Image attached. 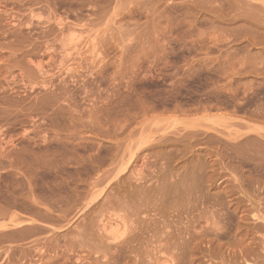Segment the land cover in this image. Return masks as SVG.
Listing matches in <instances>:
<instances>
[{"label":"rangeland","instance_id":"rangeland-1","mask_svg":"<svg viewBox=\"0 0 264 264\" xmlns=\"http://www.w3.org/2000/svg\"><path fill=\"white\" fill-rule=\"evenodd\" d=\"M0 66V264H264V0H0Z\"/></svg>","mask_w":264,"mask_h":264},{"label":"bare ground","instance_id":"bare-ground-1","mask_svg":"<svg viewBox=\"0 0 264 264\" xmlns=\"http://www.w3.org/2000/svg\"><path fill=\"white\" fill-rule=\"evenodd\" d=\"M9 64V63H8ZM2 66V65H1ZM0 66V69L1 68H3V67H5V66H3V67H1ZM8 67V66H7ZM9 68V67H8ZM8 68H6L5 67V69H7L8 70ZM10 69V68H9ZM3 70V69H2ZM8 72V71H7ZM27 76V75H26ZM24 79V78H23ZM28 79V78H27ZM13 82V81H12ZM11 82V83H12ZM23 82V81H22ZM24 84V83H23ZM23 86H26V84L25 85H23ZM186 188V187H185ZM159 190V189H158ZM162 191V190H161ZM164 191V190H163ZM160 193V192H159ZM165 194V193H164ZM157 196V195H156ZM163 200V199H162ZM162 200H161V202H162ZM169 201V200H168ZM143 202V201H142ZM127 204V203H126ZM135 203H133V205H134ZM165 204V203H164ZM128 205V204H127ZM138 205V204H137ZM145 205V204H144ZM167 205V204H166ZM137 207V206H136ZM192 207H193V205H192ZM134 214V213H133ZM187 215V214H186ZM164 216V215H163ZM167 216V215H166ZM173 216V215H172ZM187 217V216H186ZM189 218V217H188ZM199 218V217H198ZM166 221V220H165ZM109 222V221H108ZM264 222V221H263ZM214 223V222H213ZM166 224V223H165ZM164 224V225H165ZM192 224V223H191ZM108 225V224H107ZM167 226V225H166ZM169 226V225H168ZM118 227V226H117ZM215 227V226H214ZM219 227V226H218ZM143 228V227H142ZM152 229V228H151ZM164 229V228H163ZM188 229V228H187ZM217 229V228H216ZM221 229V228H220ZM112 230H113V228H112ZM211 230V229H210ZM109 231H111V230H109ZM116 231V230H115ZM143 231H144V229H143ZM157 231V230H156ZM214 231V230H213ZM140 232V231H139ZM161 232V231H160ZM159 232V233H160ZM148 233V232H147ZM110 234V233H109ZM122 234V233H121ZM124 234V233H123ZM182 234V233H181ZM156 235V234H155ZM173 235V234H172ZM179 235V234H178ZM187 235V234H186ZM103 236V235H102ZM108 237V236H107ZM119 237H120V235H119ZM194 237V236H193ZM159 238V237H158ZM175 238V237H174ZM182 238V237H181ZM115 239V238H114ZM120 239V238H119ZM168 239V238H167ZM188 240V239H187ZM144 241V240H143ZM115 242V241H114ZM174 243V242H173ZM103 244V243H102ZM108 244V243H107ZM176 244V243H175ZM101 249V248H100ZM217 250V249H216ZM245 250V249H244ZM247 251V250H246ZM262 253H264V252H262ZM234 256V255H233ZM264 258V257H263ZM77 260V259H76ZM225 261V260H224ZM227 262V261H226ZM223 263V262H222ZM236 263V262H235Z\"/></svg>","mask_w":264,"mask_h":264}]
</instances>
